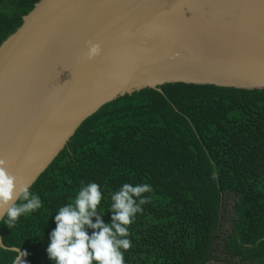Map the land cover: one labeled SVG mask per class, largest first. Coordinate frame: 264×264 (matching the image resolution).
<instances>
[{
  "label": "trees",
  "instance_id": "trees-1",
  "mask_svg": "<svg viewBox=\"0 0 264 264\" xmlns=\"http://www.w3.org/2000/svg\"><path fill=\"white\" fill-rule=\"evenodd\" d=\"M39 1L0 0V46ZM160 89L89 117L30 188L42 207L11 226L2 220L3 242L26 252V264H53L46 250L56 212L90 182L101 186L106 224L110 193L125 183L152 187L129 226L125 264H264V90ZM15 255L0 249V264Z\"/></svg>",
  "mask_w": 264,
  "mask_h": 264
},
{
  "label": "water",
  "instance_id": "water-1",
  "mask_svg": "<svg viewBox=\"0 0 264 264\" xmlns=\"http://www.w3.org/2000/svg\"><path fill=\"white\" fill-rule=\"evenodd\" d=\"M176 83L264 90V0H40L0 46V159L31 188L103 106Z\"/></svg>",
  "mask_w": 264,
  "mask_h": 264
},
{
  "label": "clouds",
  "instance_id": "clouds-1",
  "mask_svg": "<svg viewBox=\"0 0 264 264\" xmlns=\"http://www.w3.org/2000/svg\"><path fill=\"white\" fill-rule=\"evenodd\" d=\"M100 46L89 42L87 59L100 54ZM6 160L0 159V219L14 225L21 216L42 207L39 196L7 170ZM150 184H123L110 193L111 223L106 224L98 211L103 200L101 186L95 182L82 184L73 202L62 205L56 212V228L50 234L47 254L53 264H125V252L132 245L129 226L142 206L150 202ZM95 218V223H93ZM91 229V235L88 230ZM0 249L15 252L11 264H26V252L6 245L0 239Z\"/></svg>",
  "mask_w": 264,
  "mask_h": 264
},
{
  "label": "rangeland",
  "instance_id": "rangeland-1",
  "mask_svg": "<svg viewBox=\"0 0 264 264\" xmlns=\"http://www.w3.org/2000/svg\"><path fill=\"white\" fill-rule=\"evenodd\" d=\"M212 264H222V263H216V262H214V263H212Z\"/></svg>",
  "mask_w": 264,
  "mask_h": 264
}]
</instances>
